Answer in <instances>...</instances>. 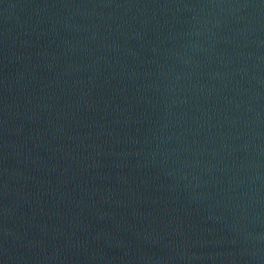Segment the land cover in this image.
Listing matches in <instances>:
<instances>
[{"label": "water", "instance_id": "water-1", "mask_svg": "<svg viewBox=\"0 0 264 264\" xmlns=\"http://www.w3.org/2000/svg\"><path fill=\"white\" fill-rule=\"evenodd\" d=\"M0 264H264V0H0Z\"/></svg>", "mask_w": 264, "mask_h": 264}]
</instances>
